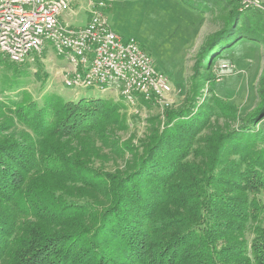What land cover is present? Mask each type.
Listing matches in <instances>:
<instances>
[{"label":"trees","instance_id":"16d2710c","mask_svg":"<svg viewBox=\"0 0 264 264\" xmlns=\"http://www.w3.org/2000/svg\"><path fill=\"white\" fill-rule=\"evenodd\" d=\"M182 1L202 10L207 0ZM227 2L226 25L210 45L240 18L239 1ZM246 11L264 22V11ZM253 21L238 27L236 38L260 39L264 28ZM0 65L16 72L8 89L18 90L24 64L0 52ZM193 98L165 109L164 125L124 172L93 164L126 125L122 102L48 93L38 103L24 91L7 98L2 106L32 135L0 139V264H264V226L251 227V241L244 237L264 212L263 156L237 155L231 163L227 174L239 180L240 194L183 187L188 177L207 175L187 162L201 128L190 124ZM255 116L244 127L259 121Z\"/></svg>","mask_w":264,"mask_h":264},{"label":"rangeland","instance_id":"374dc122","mask_svg":"<svg viewBox=\"0 0 264 264\" xmlns=\"http://www.w3.org/2000/svg\"><path fill=\"white\" fill-rule=\"evenodd\" d=\"M238 1L242 11L239 20L212 45L208 44L209 39L226 25L232 9L227 0H207L202 10L182 0H113L104 10L113 31L123 38L137 39L153 57L157 69L169 78L174 89L172 107L184 105L187 99L194 97L190 124L201 128L194 154L187 162L188 166L199 164L207 174L206 177L198 175L196 182L189 177L183 182L186 185L183 187L194 192L199 187H203L204 192L205 186H210L214 194H240L241 189H236L240 188L239 180L227 174L233 166L231 163L237 155L245 154L249 155L248 161L255 156H263L264 161V30L260 28H264V22L259 17L250 18L251 12L246 11H264V0ZM243 1L247 5H243ZM89 2L76 0L72 6L67 15L72 28L84 27L89 22ZM247 19L254 20V27L261 29L260 39L236 38L241 32L237 31L238 27H245ZM21 68V84L14 91L8 89V85L15 80L16 72L0 65V139L26 142L25 137L32 135L18 122L14 111L2 106L7 98H15L22 91L38 103H42L48 93L59 94L70 101L105 98L122 102L120 115L126 119V125L115 132L110 145L104 146V157L93 161L98 169L110 172L126 171L153 129L165 123L166 111L156 103L140 102L132 106L124 103L114 91L67 88L66 62L56 55L50 44L43 55L24 63ZM253 115L259 121L244 127ZM214 144L219 145L215 161L211 157ZM260 171L264 173L261 167ZM184 172L186 169L180 174ZM260 197L264 203V193ZM261 225L264 226V212L259 221L250 223L244 236L246 241L254 237L251 227Z\"/></svg>","mask_w":264,"mask_h":264},{"label":"built area","instance_id":"2783aa9c","mask_svg":"<svg viewBox=\"0 0 264 264\" xmlns=\"http://www.w3.org/2000/svg\"><path fill=\"white\" fill-rule=\"evenodd\" d=\"M90 20L72 28L64 21L76 0H0V52L24 64L44 54L48 44L66 62L70 89L114 91L128 105H174L173 85L135 38L119 36L104 10L113 0H88ZM243 1V5H247Z\"/></svg>","mask_w":264,"mask_h":264},{"label":"crops","instance_id":"0c3cea01","mask_svg":"<svg viewBox=\"0 0 264 264\" xmlns=\"http://www.w3.org/2000/svg\"><path fill=\"white\" fill-rule=\"evenodd\" d=\"M67 15H68V14H67ZM67 15L64 16V21H65L66 23H68V21H67Z\"/></svg>","mask_w":264,"mask_h":264}]
</instances>
